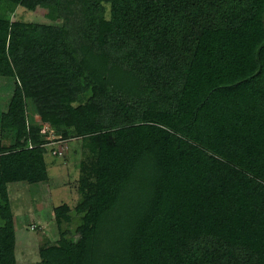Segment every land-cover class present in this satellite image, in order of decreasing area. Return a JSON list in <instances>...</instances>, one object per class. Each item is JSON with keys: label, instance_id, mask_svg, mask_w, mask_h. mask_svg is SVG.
Here are the masks:
<instances>
[{"label": "trees", "instance_id": "trees-1", "mask_svg": "<svg viewBox=\"0 0 264 264\" xmlns=\"http://www.w3.org/2000/svg\"><path fill=\"white\" fill-rule=\"evenodd\" d=\"M1 3L61 24L0 17V264L51 133L84 152L82 223L36 264H264V0Z\"/></svg>", "mask_w": 264, "mask_h": 264}, {"label": "rangeland", "instance_id": "rangeland-1", "mask_svg": "<svg viewBox=\"0 0 264 264\" xmlns=\"http://www.w3.org/2000/svg\"><path fill=\"white\" fill-rule=\"evenodd\" d=\"M52 15L51 10L44 7L33 12L22 7L0 4V17L12 22L56 25V19H53ZM15 88L14 79H0V115L7 110ZM1 141L5 145L11 143L8 137L4 136ZM79 144L70 143L68 152L59 158L51 154L52 147L48 148L45 158L49 181L35 185L15 183L9 186V198L15 219V256L18 264L39 263L48 255L49 244L58 241L63 232L67 237H76L77 229L82 223V215L75 211L80 199V162L85 158ZM65 204L72 209V219L59 225L55 209Z\"/></svg>", "mask_w": 264, "mask_h": 264}, {"label": "built area", "instance_id": "built-area-1", "mask_svg": "<svg viewBox=\"0 0 264 264\" xmlns=\"http://www.w3.org/2000/svg\"><path fill=\"white\" fill-rule=\"evenodd\" d=\"M42 132L46 135V133L48 132V127H44ZM48 141H50L51 143L48 144V148L52 147L51 154L54 157H61L63 155L66 154V152H68L69 150V144L66 141H56V137L54 136L53 133H51V135L47 136L46 138ZM32 148V146H31Z\"/></svg>", "mask_w": 264, "mask_h": 264}, {"label": "water", "instance_id": "water-1", "mask_svg": "<svg viewBox=\"0 0 264 264\" xmlns=\"http://www.w3.org/2000/svg\"><path fill=\"white\" fill-rule=\"evenodd\" d=\"M264 19V17H263ZM264 48V43L260 46V48L258 49L257 51V60H260V53H261V50Z\"/></svg>", "mask_w": 264, "mask_h": 264}]
</instances>
